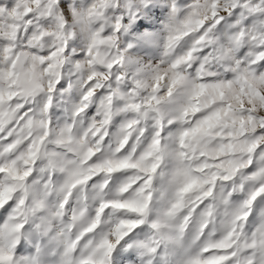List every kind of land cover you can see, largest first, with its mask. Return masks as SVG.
I'll use <instances>...</instances> for the list:
<instances>
[{"label": "clouds", "instance_id": "clouds-1", "mask_svg": "<svg viewBox=\"0 0 264 264\" xmlns=\"http://www.w3.org/2000/svg\"><path fill=\"white\" fill-rule=\"evenodd\" d=\"M0 9V264H264V0Z\"/></svg>", "mask_w": 264, "mask_h": 264}, {"label": "snow or ice", "instance_id": "snow-or-ice-1", "mask_svg": "<svg viewBox=\"0 0 264 264\" xmlns=\"http://www.w3.org/2000/svg\"><path fill=\"white\" fill-rule=\"evenodd\" d=\"M0 11H2V9H0ZM14 14V13H13Z\"/></svg>", "mask_w": 264, "mask_h": 264}]
</instances>
